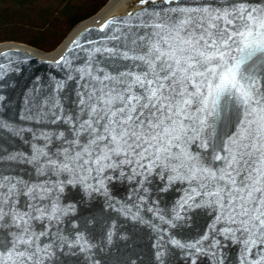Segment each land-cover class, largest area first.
I'll return each instance as SVG.
<instances>
[{"label":"snow or ice","instance_id":"snow-or-ice-1","mask_svg":"<svg viewBox=\"0 0 264 264\" xmlns=\"http://www.w3.org/2000/svg\"><path fill=\"white\" fill-rule=\"evenodd\" d=\"M138 5L79 64L60 57L66 76L21 117L38 130L0 111V140L27 142L0 143V264H101L95 251L132 239L88 207L114 180L133 194L116 210L155 234L154 264H264V0ZM196 209L211 223L181 235Z\"/></svg>","mask_w":264,"mask_h":264},{"label":"water","instance_id":"water-1","mask_svg":"<svg viewBox=\"0 0 264 264\" xmlns=\"http://www.w3.org/2000/svg\"><path fill=\"white\" fill-rule=\"evenodd\" d=\"M111 1V0H110ZM110 1L95 15L80 22L74 27L66 39L53 51L45 52L32 45L18 41H5L0 43V95L5 97L0 102V111L8 121L14 122L17 129L32 128L38 130L41 126L33 121L21 119L27 113L28 101L37 95L43 96L48 93L50 87L57 81L63 79L69 71L66 64H57L61 56H65L72 63L79 64V58L103 44V38L111 33L115 25H110L101 31V26L114 18H124L129 12L135 14L141 7L138 0H117L112 5ZM3 143L12 150L26 151L27 142L21 138H12L7 133L2 134ZM30 136L28 132H22L21 137ZM19 170L24 172L26 165H20ZM154 187V186H153ZM110 196L106 200L103 195H94L88 205L91 213L103 220L112 218L117 221L119 232L127 233L132 239L127 243L116 239L111 248L104 251H95L96 258L101 264H129L135 260V264H154L153 238L154 233L148 225L133 222L125 218L116 208L125 203L132 196L131 187L127 181L114 180L109 185ZM161 196L162 204L171 207L173 201L178 198L179 189L168 193L158 194ZM74 199H79V193L73 191ZM134 199V196H133ZM109 202L113 207H109ZM146 218L152 214L142 213ZM191 217L187 226L181 230V235H195L205 228L211 221L206 215V210L196 209L187 214ZM154 223H158L153 218ZM99 232L100 229H97ZM175 231V230H172ZM83 264V262H81ZM179 264V260L176 261Z\"/></svg>","mask_w":264,"mask_h":264},{"label":"trees","instance_id":"trees-1","mask_svg":"<svg viewBox=\"0 0 264 264\" xmlns=\"http://www.w3.org/2000/svg\"><path fill=\"white\" fill-rule=\"evenodd\" d=\"M108 1L0 0V43L18 41L51 52Z\"/></svg>","mask_w":264,"mask_h":264},{"label":"bare ground","instance_id":"bare-ground-1","mask_svg":"<svg viewBox=\"0 0 264 264\" xmlns=\"http://www.w3.org/2000/svg\"><path fill=\"white\" fill-rule=\"evenodd\" d=\"M117 0H111L110 3L108 4L109 6L112 5L114 2H116Z\"/></svg>","mask_w":264,"mask_h":264},{"label":"rangeland","instance_id":"rangeland-1","mask_svg":"<svg viewBox=\"0 0 264 264\" xmlns=\"http://www.w3.org/2000/svg\"><path fill=\"white\" fill-rule=\"evenodd\" d=\"M109 1H110V0H109ZM109 1H108V2H109ZM108 2H107V3H108ZM94 15H95V14H94Z\"/></svg>","mask_w":264,"mask_h":264}]
</instances>
